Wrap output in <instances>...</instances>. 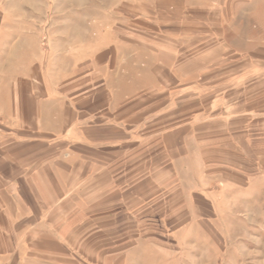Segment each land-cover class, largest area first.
<instances>
[{"label":"crops","instance_id":"1","mask_svg":"<svg viewBox=\"0 0 264 264\" xmlns=\"http://www.w3.org/2000/svg\"><path fill=\"white\" fill-rule=\"evenodd\" d=\"M154 4L185 26L166 31L176 37L168 47L153 42L159 56L150 61L152 81L199 77L201 97L188 88L186 98L172 91L120 97L108 91L113 79L102 85L93 61V72L50 87L33 63L23 65L22 76L3 71L0 45V264H98L99 255L113 264L114 255L153 242L162 227L177 228L178 212L191 210L179 203L193 196L179 192V148L193 141L227 164L240 163L243 151L257 155L264 140V0ZM237 21L249 28L240 24L239 35L249 37L244 45L250 42L243 50L229 39ZM258 25L261 44L253 46Z\"/></svg>","mask_w":264,"mask_h":264},{"label":"rangeland","instance_id":"2","mask_svg":"<svg viewBox=\"0 0 264 264\" xmlns=\"http://www.w3.org/2000/svg\"><path fill=\"white\" fill-rule=\"evenodd\" d=\"M161 11L154 0H0L3 71L22 76L23 65L33 63L35 72L42 71L48 85L56 88L59 82H72L75 74L92 71L93 61L102 85L113 79L108 91L120 97L172 91L186 98L191 92L185 88L201 97L206 85L199 77L172 85L152 81L150 61L159 56L152 51L153 42L160 38L168 47L165 43L176 37L166 31L185 26L180 23L184 19ZM240 24L236 22L229 39L243 50L250 42L244 45L249 37L239 35ZM257 27L252 30L253 46L261 44ZM160 57L170 63L169 54L161 52ZM107 59L108 66L100 64ZM138 77L142 83L136 82ZM201 103L195 101L193 108ZM192 119L198 122L202 115ZM258 143L257 155L243 151L237 164H227L225 157L199 149L193 141L179 148L184 155L179 153L178 159L179 192H193L192 197L180 196L179 203L181 198L191 210L178 212L177 228L162 227L161 237L139 243L130 255H114L113 264H264V140ZM149 231L144 229L146 235Z\"/></svg>","mask_w":264,"mask_h":264}]
</instances>
